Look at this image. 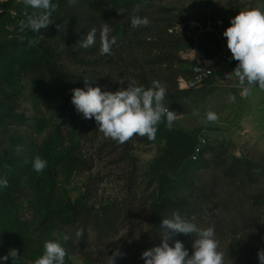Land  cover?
I'll list each match as a JSON object with an SVG mask.
<instances>
[{"label":"rangeland","instance_id":"374dc122","mask_svg":"<svg viewBox=\"0 0 264 264\" xmlns=\"http://www.w3.org/2000/svg\"><path fill=\"white\" fill-rule=\"evenodd\" d=\"M108 1L126 9L121 20L97 19L87 6L67 0L65 7L53 12V24L40 33L20 32L19 20L26 10L32 11L22 0L0 3L4 10L0 50L6 52L5 59L0 58V178L7 176L9 182L7 188H0V238L28 248L39 258L45 241L69 234L71 240H61L67 251L65 264H109L117 249L125 255L116 256L114 264H145L142 253L154 247L147 223L153 194L163 198L171 192L184 193L194 194L195 213L190 220L199 227L214 226L225 264H260L264 133L255 123L244 129L242 123L254 116L244 114L245 108L232 101L244 97L232 73L235 60L232 56L227 62L221 60L227 46L223 32L229 26L216 33L207 30L204 21L234 17L264 0ZM137 4L141 7L135 15L147 17L150 24L130 26L123 41V28ZM105 22L110 37H117L111 55L99 51V29ZM93 27L98 30L95 44L80 47L79 41ZM39 36H43L39 44L30 47L28 40ZM198 62L214 65L211 85L179 91L176 78L190 76ZM223 72L231 76L227 84L219 80ZM85 78L90 86L113 92L126 89L129 80L145 88L160 81L167 90L164 104L177 113L173 127H166L163 118L155 140L148 144L121 145L104 138L95 119H85L71 103V90L85 88ZM209 110L218 114L217 122H206ZM199 138L206 140L202 163L190 160ZM17 145L23 149L20 153ZM37 155L47 161L40 173L31 163ZM70 157L80 165L68 161ZM232 157L251 162L252 175L227 177ZM71 205L79 209L76 217ZM106 207L115 212L111 228L89 223V214L100 216ZM70 217L76 228L85 230L77 243L75 228L63 223ZM169 235V246L179 240L192 255L195 234L169 231ZM2 252L0 248V257L5 256Z\"/></svg>","mask_w":264,"mask_h":264},{"label":"clouds","instance_id":"9594fccd","mask_svg":"<svg viewBox=\"0 0 264 264\" xmlns=\"http://www.w3.org/2000/svg\"><path fill=\"white\" fill-rule=\"evenodd\" d=\"M76 0H69L70 4H75ZM27 10L24 18L18 22L20 32L31 30L40 33L42 29H47L53 24L51 19L54 11L59 5L52 0H22ZM140 5H135L134 14L131 16V26L138 28L147 27L150 20L147 17L135 15L139 11ZM2 11V9H0ZM123 15L126 9L116 10ZM61 25H57L60 31ZM97 28L93 27L88 31L85 38L79 41V46L89 48L96 42ZM111 29L105 22L100 25V54L111 55L112 48L117 45V37H110ZM223 36L227 40V48L231 52L232 59L238 61L233 70L234 76L238 79L241 89V97H248L252 94L253 87L264 90V4L258 7H249L239 11L230 20V26L225 29ZM24 36L20 37L23 41ZM43 36L29 39V46L39 44ZM194 52V51H193ZM85 88H74L71 90V103L75 106L78 113H82L85 119H95L98 130L106 139H111L118 144H125L135 136L146 137L149 141L156 138L158 125L163 118H166V127L171 129L176 120L177 113L170 111L164 104L167 94L166 85L158 80H153L151 86L145 88L137 85L135 80H129L128 87L119 88L115 92L102 91L99 86L89 85V78H85ZM120 84L124 80L119 81ZM232 97H230L231 99ZM198 115V113H195ZM219 120L218 114L214 111H207L206 122L214 123ZM16 152L20 153L23 149L16 146ZM28 163L27 160L24 161ZM35 172L40 173L47 167V161L39 155L31 161ZM9 185L7 176L0 178V188H7ZM205 214H208L205 210ZM164 229L162 243L154 246L142 253L141 258L145 264H225V253L220 250V243L216 239L214 226L199 227L192 220L182 216L179 212H174L171 219L164 218L161 223ZM171 233H180L192 236V255L189 257L188 251L183 243L175 241L174 247L169 246L168 240ZM85 230L79 228L75 230V242H79L84 236ZM72 239L69 234H63L56 240L45 241L43 254L35 259L34 264H65L67 251L62 245ZM125 254L117 249L113 257L108 258L109 264H114L116 256L123 257ZM16 260L18 251L11 248L8 253L0 257V260L7 261L9 258ZM258 259L260 264H264V249L259 250Z\"/></svg>","mask_w":264,"mask_h":264},{"label":"trees","instance_id":"16d2710c","mask_svg":"<svg viewBox=\"0 0 264 264\" xmlns=\"http://www.w3.org/2000/svg\"><path fill=\"white\" fill-rule=\"evenodd\" d=\"M77 3L87 6L92 12L94 17L97 19H106V20H116L119 21L123 18L121 14H119L116 10L118 9L114 3L109 2L108 0H76ZM53 3H57L59 5L58 8H63L67 4V0H55ZM57 8V9H58ZM128 22L125 24L123 28V37L122 40L126 41V32L127 29L131 26V19L127 20ZM6 52L5 49L0 50V58L5 59ZM130 142L137 143V144H148V139L146 137L141 138L139 136H135ZM68 161L74 163L75 165H80V162L76 160L74 157L68 158ZM199 163L202 161L199 159ZM186 165V164H185ZM183 165V168L185 167ZM226 170V175L230 179H241L249 177L251 174V170L253 168V164L246 159L243 158H235L232 157L231 161L228 164ZM185 190V189H184ZM184 192V191H182ZM194 194H184V193H170L168 197L159 198L153 194L152 198L153 201L150 206V213L148 218V235L151 239V242L154 246H159L162 243V233L164 229L161 228V223L164 218L171 219L174 212H179L182 216L190 219L195 210L192 206ZM80 205V204H79ZM79 209L82 211L84 208L80 205ZM70 211L74 217L76 214L79 213V209H77L74 205L69 206ZM86 209V207H85ZM87 210V209H86ZM85 211V210H84ZM88 211V210H87ZM87 212H85L86 214ZM114 210L110 208H105L102 210L100 216L92 217L90 214L88 216L89 223H94L97 225L98 222H101V228L109 229L112 227L113 222V215ZM59 218V215L56 216ZM55 219V218H52ZM82 219V218H81ZM84 219V218H83ZM73 218H65L63 220L64 224L72 226L77 230L78 228L75 227V223L71 222ZM78 223H81L78 221ZM92 225V224H91ZM82 224H79L78 227H81ZM82 228V227H81ZM0 248L3 250V254L6 255L11 248H15L18 251V258L16 260H12L10 257L8 259V264H30L35 261L34 252L30 251L28 248L16 243L10 242L4 238H0Z\"/></svg>","mask_w":264,"mask_h":264},{"label":"built area","instance_id":"2783aa9c","mask_svg":"<svg viewBox=\"0 0 264 264\" xmlns=\"http://www.w3.org/2000/svg\"><path fill=\"white\" fill-rule=\"evenodd\" d=\"M7 0H0L1 4L6 3ZM0 15L3 14V6L0 5ZM233 18L232 16H228L226 18H216L214 20H205L204 27L216 33H222L223 29L226 26H230V20ZM223 62H227L229 60V55L226 51L223 52L221 57ZM215 67L209 62H198L191 68L190 76H178L176 78V86L179 91H194V90H203L207 89L212 82V79L215 75ZM219 80L221 83L227 84L231 81V76L227 72H223L219 76ZM206 146V140L204 138H199L194 145L190 160L197 161L200 156L204 152V148Z\"/></svg>","mask_w":264,"mask_h":264},{"label":"crops","instance_id":"0c3cea01","mask_svg":"<svg viewBox=\"0 0 264 264\" xmlns=\"http://www.w3.org/2000/svg\"><path fill=\"white\" fill-rule=\"evenodd\" d=\"M229 50L227 46H225V51ZM231 56H229V59ZM238 61L235 60V65L237 66ZM257 87H253L252 94L248 97L244 98H237V100L233 99L232 101L236 103L237 106H243L244 114L246 115H253L254 119L251 118L247 120L246 123H242L244 129H249L250 124H256L258 132L261 134L264 133V90H261ZM246 126V127H245ZM196 143H194L195 145ZM193 145V147H194ZM192 147V149H193Z\"/></svg>","mask_w":264,"mask_h":264},{"label":"water","instance_id":"95a60500","mask_svg":"<svg viewBox=\"0 0 264 264\" xmlns=\"http://www.w3.org/2000/svg\"><path fill=\"white\" fill-rule=\"evenodd\" d=\"M226 53L231 56V52L229 50H226Z\"/></svg>","mask_w":264,"mask_h":264}]
</instances>
